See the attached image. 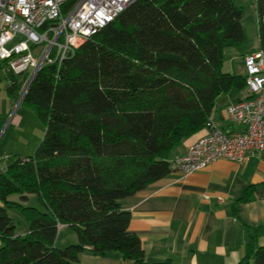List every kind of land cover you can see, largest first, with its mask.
<instances>
[{
	"label": "trees",
	"instance_id": "16d2710c",
	"mask_svg": "<svg viewBox=\"0 0 264 264\" xmlns=\"http://www.w3.org/2000/svg\"><path fill=\"white\" fill-rule=\"evenodd\" d=\"M253 5L264 51V0ZM242 15L235 0H135L73 56L36 73L20 104L45 133L32 156L0 172V264H83L86 249L171 264L144 260L120 201L171 171L173 150L204 129L219 95L245 89V76L222 70L224 51L244 45ZM15 75L6 88L14 100L24 84ZM10 207L28 223L24 236ZM60 224L76 243L55 245ZM253 230L236 264H264V246L255 245L263 228Z\"/></svg>",
	"mask_w": 264,
	"mask_h": 264
},
{
	"label": "crops",
	"instance_id": "0c3cea01",
	"mask_svg": "<svg viewBox=\"0 0 264 264\" xmlns=\"http://www.w3.org/2000/svg\"><path fill=\"white\" fill-rule=\"evenodd\" d=\"M244 16L243 13L242 27L246 22ZM245 48L224 51V72L245 76V55L260 50L257 30L253 44ZM226 54L229 55L227 62ZM248 96L246 89L219 95L210 120L226 132L241 129V125L227 119L226 106ZM14 102L12 97H6L5 110H9ZM19 105L16 104L13 117ZM205 132L202 129L183 140L171 157L183 154L188 145ZM3 137L1 133L0 144ZM5 149L3 144L0 155ZM251 185L254 187L248 190ZM245 194H248V200L238 201ZM120 204L131 213L128 229L139 236L146 262L236 264L253 229L263 228L255 245L264 246V153L251 156L244 163L219 159L205 170L187 176L170 171L147 188L122 199ZM76 241L75 233L67 225H58L57 247ZM79 259L83 264H134L113 251L98 256L86 249Z\"/></svg>",
	"mask_w": 264,
	"mask_h": 264
},
{
	"label": "built area",
	"instance_id": "2783aa9c",
	"mask_svg": "<svg viewBox=\"0 0 264 264\" xmlns=\"http://www.w3.org/2000/svg\"><path fill=\"white\" fill-rule=\"evenodd\" d=\"M134 1L0 0V69L27 75L18 98L44 65L59 66ZM17 35L23 39L13 43ZM243 63L249 96L226 106L227 119L242 128L226 132L209 119L206 132L169 160L171 171L187 176L219 159L244 163L264 153V51L245 55Z\"/></svg>",
	"mask_w": 264,
	"mask_h": 264
},
{
	"label": "rangeland",
	"instance_id": "374dc122",
	"mask_svg": "<svg viewBox=\"0 0 264 264\" xmlns=\"http://www.w3.org/2000/svg\"><path fill=\"white\" fill-rule=\"evenodd\" d=\"M235 4L243 8V13L245 15L244 17L246 20L243 30L247 35V39H245L244 45L242 47L234 48L238 51H242V49H246V45H252L255 40V32L257 30L256 12L252 8L253 0H235ZM249 16L251 18H249ZM22 39L23 36L17 35L13 43ZM228 58L229 55L226 54V62L228 61ZM14 77L16 78L18 84H21L22 81H24L25 84L27 80V75L25 74L15 75ZM12 78L13 74L10 71H0V134L2 133L4 135L0 144V151L2 145L4 144L6 149L1 155L8 156L6 159L0 162V172L3 170V167L11 164L15 157L24 158L26 156H32L34 150L40 144L45 133L44 124L35 116L31 108L20 104L16 116H12L17 104V98L15 99L13 106L9 110H5L6 108L3 106L4 99L6 97H10L6 88ZM9 198L10 200L21 205H36L41 207L38 199L35 196L28 197L26 201H21L19 195L17 194H13ZM7 214L17 222L15 233L17 235L24 236L28 230V223L24 215L16 207L8 208ZM66 246L67 245L63 246L62 248ZM249 264H252V260H250Z\"/></svg>",
	"mask_w": 264,
	"mask_h": 264
},
{
	"label": "water",
	"instance_id": "95a60500",
	"mask_svg": "<svg viewBox=\"0 0 264 264\" xmlns=\"http://www.w3.org/2000/svg\"><path fill=\"white\" fill-rule=\"evenodd\" d=\"M35 75H36V73L34 74V76H35ZM32 80H33V79H32ZM32 80L29 82L28 87H29V85L31 84ZM20 101H21V98H18L17 103L19 104Z\"/></svg>",
	"mask_w": 264,
	"mask_h": 264
}]
</instances>
